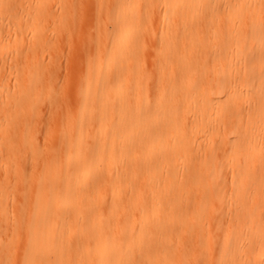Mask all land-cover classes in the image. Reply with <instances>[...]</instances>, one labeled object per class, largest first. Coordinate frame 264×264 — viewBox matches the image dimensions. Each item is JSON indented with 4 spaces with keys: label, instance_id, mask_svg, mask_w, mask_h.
<instances>
[{
    "label": "bare ground",
    "instance_id": "6f19581e",
    "mask_svg": "<svg viewBox=\"0 0 264 264\" xmlns=\"http://www.w3.org/2000/svg\"><path fill=\"white\" fill-rule=\"evenodd\" d=\"M17 2L31 35L58 15L0 0L13 34ZM100 4L81 42L78 111L0 249L23 230L15 264H189L203 253L208 264H264V0ZM26 80L11 99L30 109L38 99ZM190 233L192 251L176 245Z\"/></svg>",
    "mask_w": 264,
    "mask_h": 264
},
{
    "label": "rangeland",
    "instance_id": "374dc122",
    "mask_svg": "<svg viewBox=\"0 0 264 264\" xmlns=\"http://www.w3.org/2000/svg\"><path fill=\"white\" fill-rule=\"evenodd\" d=\"M37 1L40 6H46L45 8H51L52 6L53 10L58 13L57 16L61 18H57V16H54L53 18L52 12L49 13V15L44 14L42 16L43 18L41 17L42 19L40 18V21H38V33H33L31 35L25 31L26 25L24 20L21 19V10L19 9L20 5L18 1L16 3L19 9V13L17 10L18 17L16 18V13H12L10 15V21L12 22H7L10 23L11 27L13 26L15 28V34L9 32L5 25H0V65L4 64L0 66V191H2L0 193H3V197L7 195L6 199L8 197V201L5 199L6 209L5 207L2 208L0 206V240L2 242L8 234V228L6 227H9L11 224L12 217L17 210H21L22 220L27 218V212L25 213V211L29 208L27 202H29V197L32 192V183L30 184V182H32V176L37 175L36 173H40V171L42 172L45 169L48 157L50 152L53 150V147L56 145V141H58L59 138L65 134L63 132L65 128L64 125L66 126L67 121H70L69 118H73L78 111L79 104L75 99L74 93L77 81L79 80L84 69V64L86 63V55H88V50L85 51V49L82 48L81 42L92 22L91 12H93L94 8H100L101 5L100 0H58V2L57 0ZM61 1L63 2L61 3ZM53 4L54 6L56 4V6L54 7ZM82 4H84V7H81L83 6ZM58 5L59 8H57ZM60 7H62V10ZM28 48L29 51L27 50ZM153 55H155V53H153ZM26 59L29 62L26 63ZM28 64L30 65L29 68ZM149 67L150 66L146 62L145 69H149ZM24 71L26 73H24ZM28 77L34 79V92L38 100L33 101L29 107L30 109L24 108V110L22 101H13L11 98L13 96V92L18 86H23L27 83L26 79H28ZM149 95L151 96V94ZM6 101L7 103H5ZM64 109L67 114L66 121H63L66 117V114L64 117ZM37 113L39 114L37 115ZM64 122L66 123L64 124ZM20 125L23 126L21 127ZM26 126L27 128H25ZM17 127H19V130ZM60 131L62 133H60ZM26 138L29 139L26 140ZM9 143L12 144V146H9ZM7 146L10 147L8 149L12 153L10 155L11 157H5V155H3ZM45 150L46 153L44 152ZM15 151H17V154ZM15 159L16 162L14 161ZM37 159H39V161ZM9 160L12 161L9 163ZM11 164L12 166H10ZM14 167L15 169L13 170ZM19 174H23V177H25L23 184L21 183L20 178L17 177ZM12 175L14 176L12 177ZM29 184L30 187L28 186ZM7 187L9 188L7 189ZM8 212L10 213V216ZM221 214H224V211H219L217 216ZM6 217L9 221L6 220ZM3 224H5V226ZM22 233L24 235L23 230H19L18 233H16L17 235H14L13 240H11L10 243H7L6 249H0L1 257L4 251L6 252V264H10L11 262V264L16 263L17 249L23 238ZM189 235L190 236L178 239L176 241V245L179 246L187 244L188 249L193 250L195 237L191 235V233ZM191 238L194 240L193 242H191ZM15 241L16 243H14ZM189 241L192 244L189 243ZM14 245L15 250H13ZM8 248H11V251ZM12 253H14V256ZM11 257L12 260L9 259ZM206 258L205 253H203L202 255L193 258V261L190 256L188 261L190 262L189 264H208L209 259Z\"/></svg>",
    "mask_w": 264,
    "mask_h": 264
}]
</instances>
